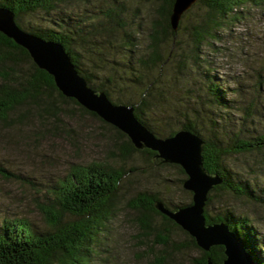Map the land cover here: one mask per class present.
Here are the masks:
<instances>
[{"label":"trees","instance_id":"16d2710c","mask_svg":"<svg viewBox=\"0 0 264 264\" xmlns=\"http://www.w3.org/2000/svg\"><path fill=\"white\" fill-rule=\"evenodd\" d=\"M139 1L146 9L143 17L141 8L135 7ZM173 2L0 0V7L10 10L23 30L60 43L89 87L104 92L112 103L132 105L136 119L156 136L166 137L178 129H187L201 137L203 167L221 179L207 194L206 223L225 222L254 263L264 264V244L253 212L247 208L237 212L227 205L214 208L217 196H230L243 200L248 207L264 208V188L256 189L259 186L253 180L264 174V115H260L264 104L260 103L262 110L257 109L259 99L264 98V54L253 59L254 68L244 60L252 69L250 77L254 81L243 84L237 78L236 87L230 89L224 86L225 80L219 79L208 53L232 51L227 38L234 26L249 19L253 11L263 16L264 0H196L181 15L176 30L169 19ZM133 5L135 8L127 16L126 11ZM82 7H91L89 22L78 14ZM139 35L143 36L142 44ZM169 66L173 67L171 74H167ZM186 72L192 81L197 76L200 93L195 99L189 95V101L181 104L171 93L176 90V79ZM242 86L250 90H242ZM234 110L237 114L232 113ZM76 116L99 121L103 130L111 134L113 147L109 150L114 159L72 162L60 176L53 177L41 197L33 200L42 226L25 216H2L0 264H110L115 259L111 224L124 199L138 213L139 241L145 242L151 234L150 248H194L197 254L191 257V264H208V260L221 264L225 257L223 246L201 249L191 235L155 207V202L161 201L174 210L190 204L191 198L186 203H173L170 197L147 189L124 198L126 176L135 169L126 165L138 153L151 163L176 168L182 176L180 186L186 177L183 169L161 162L154 150L135 148L119 128L62 94L52 75L39 68L25 48L0 32L1 128L26 126L38 136H45V132L69 135L74 130L62 119ZM255 121L256 125L251 126ZM233 155H256V159L251 163L235 162L234 167L230 163ZM0 176L17 177L1 165ZM174 230L184 234V243L171 240ZM151 251L147 264L171 263L164 250Z\"/></svg>","mask_w":264,"mask_h":264},{"label":"rangeland","instance_id":"374dc122","mask_svg":"<svg viewBox=\"0 0 264 264\" xmlns=\"http://www.w3.org/2000/svg\"><path fill=\"white\" fill-rule=\"evenodd\" d=\"M135 7L141 8L140 16L143 17L146 10L144 5L139 1ZM135 7L133 5L128 12L126 11L127 16L131 15ZM90 9L91 7H82L78 10V14H81L87 22L92 16L89 13ZM26 19L28 18L23 20L28 23ZM32 21L40 23V20L36 18H33ZM232 32L227 38V44L234 51L229 50L226 54L208 52L209 58H212L213 64L217 68L219 79L225 80L227 84L225 83L224 86L230 89L236 87L234 82L237 78L243 84H250L254 81V78L250 77L252 69L245 65L244 60L247 59L246 63L249 64L250 68H254L256 65L253 59L263 57L264 15L261 16V14H257V11H253V15L246 21L236 24ZM139 42L140 44L143 43L142 35H139ZM172 68V66L167 68V74H171ZM193 79L192 81L187 72L181 75L179 81L176 79L174 84L176 90L171 95L173 99L182 101V103L178 102V105L189 101V95L191 99L192 97L195 99L197 98L196 95L200 93L199 79L197 76H193ZM241 89L249 91L250 87L242 86ZM242 93L249 95L245 92ZM229 96H232V92L229 93L228 98ZM260 103L264 104V98L259 99L257 103L259 111L262 110ZM232 113L237 114L235 110ZM260 115H264V112ZM262 120L261 124L264 125V118ZM62 123L70 125L74 131L70 132L69 135L44 131L45 136H38L30 133L31 130L26 126H15L10 129H2L0 126V165L17 176L10 178L0 176V219L4 215H20L42 226V220L37 213L33 200L41 197L42 192L45 191L53 177L60 176L72 162H90L102 159L112 161L114 159L109 150L113 147L110 142L111 134L103 130L99 121L88 116H76L72 120L62 119ZM255 125L256 121L254 125L251 124V126ZM254 159H256V155H245L244 157L233 155L230 157V163L234 166L235 162L238 164L251 163L254 162ZM127 164V167L134 166L135 169L126 176L122 188L124 198L135 191L147 189L158 192L165 198L170 197L173 203L189 202L191 193L183 189L182 185L180 186L179 178L182 176L173 166L163 163L157 164L154 161L151 163L144 154L140 153L131 157ZM237 167L241 168L240 166ZM253 180L259 186L255 185L256 189L264 188V174L262 176L256 175ZM262 194L264 197V192ZM231 198L230 196H217L214 208L221 209L227 205L232 206L237 212L246 208L250 209L253 212L254 224L257 226L260 239L264 244V208L257 205L248 207L243 200ZM126 202L127 199H124L119 215L113 219L111 224V237L115 242H112V253L115 259L110 264H147L151 258V249L164 250L163 252L168 256L170 264H191V257L197 254V250L194 248L184 247L176 250L158 245L150 248L149 243H152L153 238L151 234L145 242L139 241L136 221L138 213L131 209ZM219 202L222 205H219ZM171 240L184 243L185 237L182 232L174 230L171 234ZM262 250L264 252V246H262Z\"/></svg>","mask_w":264,"mask_h":264},{"label":"water","instance_id":"95a60500","mask_svg":"<svg viewBox=\"0 0 264 264\" xmlns=\"http://www.w3.org/2000/svg\"><path fill=\"white\" fill-rule=\"evenodd\" d=\"M195 2L174 0L169 16L173 29H177L181 15ZM0 32L25 48L32 61L52 75L62 94L73 97L104 121L119 128L135 148L154 150L155 157L160 158L161 162L177 164L183 169L186 177L182 187L191 192V203L173 210L157 201L155 207L191 235L198 247L208 251L211 246H223L225 257L221 264H255L225 222L206 223L204 205L207 194L221 179L203 167L201 137L187 129H178L166 137L156 136L136 119L132 105L112 103L104 92L89 87L60 43L23 30L15 22L14 14L3 7H0ZM208 264H212L210 260Z\"/></svg>","mask_w":264,"mask_h":264}]
</instances>
